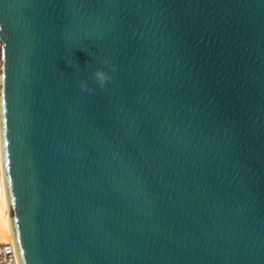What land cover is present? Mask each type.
I'll return each instance as SVG.
<instances>
[{"label": "water", "instance_id": "obj_1", "mask_svg": "<svg viewBox=\"0 0 264 264\" xmlns=\"http://www.w3.org/2000/svg\"><path fill=\"white\" fill-rule=\"evenodd\" d=\"M0 148L20 264H264V0H0Z\"/></svg>", "mask_w": 264, "mask_h": 264}, {"label": "bare ground", "instance_id": "obj_2", "mask_svg": "<svg viewBox=\"0 0 264 264\" xmlns=\"http://www.w3.org/2000/svg\"><path fill=\"white\" fill-rule=\"evenodd\" d=\"M10 240H13V231L7 202L0 148V241Z\"/></svg>", "mask_w": 264, "mask_h": 264}, {"label": "clouds", "instance_id": "obj_3", "mask_svg": "<svg viewBox=\"0 0 264 264\" xmlns=\"http://www.w3.org/2000/svg\"><path fill=\"white\" fill-rule=\"evenodd\" d=\"M110 62L108 60L104 61V64H109ZM111 70L114 72L115 66L113 65ZM91 79L100 87L104 88L106 82L110 81L112 79L111 75L105 71L103 68H96L94 71L91 73ZM79 88L82 91L85 92H92L94 89L88 84L87 80L81 79L79 81Z\"/></svg>", "mask_w": 264, "mask_h": 264}, {"label": "built area", "instance_id": "obj_4", "mask_svg": "<svg viewBox=\"0 0 264 264\" xmlns=\"http://www.w3.org/2000/svg\"><path fill=\"white\" fill-rule=\"evenodd\" d=\"M0 264H20L14 240L0 241Z\"/></svg>", "mask_w": 264, "mask_h": 264}]
</instances>
